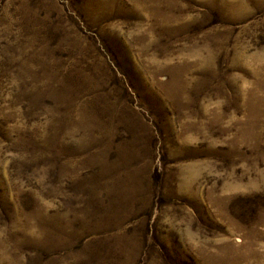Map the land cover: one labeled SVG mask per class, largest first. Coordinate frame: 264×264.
<instances>
[{"label": "rangeland", "instance_id": "1", "mask_svg": "<svg viewBox=\"0 0 264 264\" xmlns=\"http://www.w3.org/2000/svg\"><path fill=\"white\" fill-rule=\"evenodd\" d=\"M0 264H264V0H0Z\"/></svg>", "mask_w": 264, "mask_h": 264}]
</instances>
